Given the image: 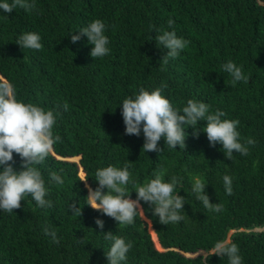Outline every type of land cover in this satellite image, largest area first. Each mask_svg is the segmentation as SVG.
<instances>
[{
	"label": "trees",
	"instance_id": "1",
	"mask_svg": "<svg viewBox=\"0 0 264 264\" xmlns=\"http://www.w3.org/2000/svg\"><path fill=\"white\" fill-rule=\"evenodd\" d=\"M35 2L38 12L0 9V84H9L18 101L59 112L53 133L61 140L37 166L52 207L41 208L26 196L12 213L0 209V264H108L109 231L133 244L122 264H203L205 256L207 264H230L226 255L211 252L225 240L237 244L242 264H264V0ZM97 19L107 26L110 53L94 59L87 37L73 43L71 36ZM173 30L189 44L164 63L168 50L155 37ZM24 33L39 34L42 49H22L16 42ZM228 61L242 66L247 83L232 85L223 70ZM162 84V94L177 109L191 99L208 104L210 113L225 112L222 119L239 120L240 142L255 141L247 145L249 154L234 152L227 159L223 146H212L202 130L206 121L198 122V137L186 128L184 150L168 148L161 138L164 151L144 152L142 131L139 137L125 134L122 102L141 87L152 91ZM13 160L14 169L23 170L16 153ZM108 166L128 167L133 200L136 186L154 179L155 171H163L164 182L177 177L184 219L161 224L153 206L141 201L144 215L122 226L92 209L88 186L97 188L95 173ZM52 172L62 185L50 180ZM225 175L232 178V195L226 194ZM197 178L210 203L223 205L221 212L197 199ZM73 204L81 208L80 217L72 213ZM46 227L56 231L59 244L45 234Z\"/></svg>",
	"mask_w": 264,
	"mask_h": 264
},
{
	"label": "clouds",
	"instance_id": "2",
	"mask_svg": "<svg viewBox=\"0 0 264 264\" xmlns=\"http://www.w3.org/2000/svg\"><path fill=\"white\" fill-rule=\"evenodd\" d=\"M17 7L29 13L38 12L35 0H12L11 3L3 0L0 2V9L8 14H11ZM173 24L174 20L169 19L168 26L171 28ZM106 27L101 20L97 19L79 31L80 35H72L71 40L75 43L81 39V36H86L88 42L94 46L90 52L91 57L103 58L110 53L109 38L105 35ZM155 39L168 50L163 57L164 63H168L169 58L178 57L189 44V41L177 37L174 30L163 31ZM16 43L22 49L40 50L43 47L41 36L37 33H24L20 35ZM223 70L232 77L233 86L239 81L248 82L242 66H237L232 61L224 64ZM166 87V84H162L152 91L141 87L138 94L122 102L125 134L139 137L142 131L145 141L142 146L144 152L164 151L158 147L161 138L165 140L168 148L176 149L179 145L180 149L184 150L188 135L186 128L191 126L194 129L193 134L198 137L200 131L197 128L198 122L206 121L202 130L207 134V139L212 146L217 143L223 146L227 159H231L234 152L241 155L249 154L247 145H254L255 141L249 138L246 144L240 142V132L237 130L239 120L222 119L226 116L225 112L216 110L210 113L208 104L191 99L187 101V105L182 110L177 109L162 94ZM63 107L67 110L68 105L65 103ZM59 115L60 113H54V110L46 111L33 103L18 101L15 98L14 89L9 84H0V166H4L0 170V209L12 213L14 209L21 208V201L26 196H31L41 208L52 207V202L45 199L48 190L37 166L44 163L53 151L54 145L61 140L60 136H54L53 133ZM13 153L21 158L23 170L14 169ZM72 159L77 161L78 157ZM153 175L154 179L143 186H136L137 198L133 200L126 187L132 183L127 166L123 169L114 166L98 169L95 173V180L98 181L99 186L95 189L88 186L87 204L92 209L114 218L122 226L131 225L137 215H144L141 201L153 206L154 215L159 217L161 224L180 222L184 219L180 213L184 208L185 198L175 192L176 185L179 183L177 177L173 176L171 182H164L163 171L157 170ZM81 176H83L82 173ZM50 180L58 185L64 183L56 172L50 174ZM82 181L86 183L87 179ZM223 181L226 194L232 195V178L225 175ZM205 187V183L197 178L192 191L196 193L197 199L202 201L206 209L221 212L223 205L210 203ZM105 188L106 193L103 191ZM69 207L74 215L78 217L82 215L80 207L74 204ZM95 223L100 229L104 228L102 220L97 219ZM45 234L50 235L53 242L59 244L55 230L50 231L46 227ZM104 238L113 242L106 254L108 264H122L126 261L127 253L133 247L132 242L126 243L123 238L110 231L104 233ZM179 252L185 256H193V253L183 249ZM211 252L212 255H226L230 264H242L237 244L229 240L217 242ZM203 264H207V256L204 257Z\"/></svg>",
	"mask_w": 264,
	"mask_h": 264
},
{
	"label": "rangeland",
	"instance_id": "3",
	"mask_svg": "<svg viewBox=\"0 0 264 264\" xmlns=\"http://www.w3.org/2000/svg\"><path fill=\"white\" fill-rule=\"evenodd\" d=\"M52 264V263H51Z\"/></svg>",
	"mask_w": 264,
	"mask_h": 264
}]
</instances>
